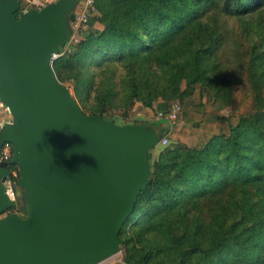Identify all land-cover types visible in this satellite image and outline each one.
I'll list each match as a JSON object with an SVG mask.
<instances>
[{
	"label": "trees",
	"instance_id": "1",
	"mask_svg": "<svg viewBox=\"0 0 264 264\" xmlns=\"http://www.w3.org/2000/svg\"><path fill=\"white\" fill-rule=\"evenodd\" d=\"M19 1V12L35 7ZM95 9L101 29L52 62L84 113L112 119L123 108L126 118L133 100L163 109L199 85L237 116L202 145L158 148L118 234L122 264H264V0H95Z\"/></svg>",
	"mask_w": 264,
	"mask_h": 264
},
{
	"label": "water",
	"instance_id": "2",
	"mask_svg": "<svg viewBox=\"0 0 264 264\" xmlns=\"http://www.w3.org/2000/svg\"><path fill=\"white\" fill-rule=\"evenodd\" d=\"M76 2L19 12V0H0V102L12 116L0 147L13 150L0 163V264H99L119 253L152 174L163 128L84 113L52 71ZM9 165L19 170L20 211H10L17 197L3 183Z\"/></svg>",
	"mask_w": 264,
	"mask_h": 264
},
{
	"label": "crops",
	"instance_id": "3",
	"mask_svg": "<svg viewBox=\"0 0 264 264\" xmlns=\"http://www.w3.org/2000/svg\"><path fill=\"white\" fill-rule=\"evenodd\" d=\"M78 2V1H77ZM76 2V5H77ZM73 14V12H72ZM70 15V17L72 16ZM92 28L95 30H100L101 25H98L96 22L92 21ZM194 95V94H193ZM201 95V94H200ZM205 92L202 95L201 102L198 101L196 105H194L193 102L190 100L185 99L184 103L185 105L183 106L181 112L179 113V117L176 121H174L175 128H166L167 131H164L165 128H163V135L162 136H167L169 139L168 145H176L177 143L187 145L189 147H195L198 146L202 141H205L208 139L211 135L213 134H219V133H227L230 128V123L226 120L227 116V107L223 108H218L217 105L211 104L210 102H206L204 98ZM211 95V94H210ZM162 105V102H156L152 106L154 109L153 111L155 112V116L157 120H154V122L159 121L160 119L158 118L157 114L159 112H164L166 106L163 109H159L160 106ZM198 109L195 110L197 107ZM147 107H142V111L144 112ZM151 109V108H148ZM193 109V110H192ZM142 112V113H143ZM203 112L205 114H203ZM9 116V112L4 107V105H0V118H5ZM195 117L194 120H191L192 117ZM138 121H144V120H138ZM199 122V132H193L192 139H189L187 137L188 134V129L191 125V123H196ZM145 122V121H144ZM165 123V122H163ZM161 123L160 125H162ZM167 123V122H166ZM173 123V122H172ZM199 134V135H198ZM17 192V191H16Z\"/></svg>",
	"mask_w": 264,
	"mask_h": 264
},
{
	"label": "built area",
	"instance_id": "4",
	"mask_svg": "<svg viewBox=\"0 0 264 264\" xmlns=\"http://www.w3.org/2000/svg\"><path fill=\"white\" fill-rule=\"evenodd\" d=\"M26 1L27 3L33 4L35 7H42L57 0ZM95 11V0H78V5H76V9H74L73 14L70 18L71 33L67 38L64 46L60 48L57 57L68 55L72 52L73 48L78 44L80 37L91 29L92 15L95 13ZM0 105L3 104L0 102ZM180 112L181 104L178 100H174L167 105L164 112H159L157 116L159 119L161 118L160 120H164L165 122L170 123L177 119ZM11 118L12 116L10 113L9 116L0 118V126H2L4 122H9ZM168 143L169 139L167 136H162L159 140L160 146H167ZM12 151V145L9 142L3 143V145L0 147V163L8 161L12 157ZM17 178V172L15 170L9 169V174L6 176L3 183L6 187V193L10 199H15L17 196L16 191L13 189V186L16 184ZM120 263H122V260L118 264Z\"/></svg>",
	"mask_w": 264,
	"mask_h": 264
},
{
	"label": "rangeland",
	"instance_id": "5",
	"mask_svg": "<svg viewBox=\"0 0 264 264\" xmlns=\"http://www.w3.org/2000/svg\"><path fill=\"white\" fill-rule=\"evenodd\" d=\"M77 5H78V2H77ZM75 9H76V7H75ZM92 21H93V19L91 20V29L90 30H93V28H92V23L93 22ZM70 25H71V22L69 20V26ZM70 28H71V26H70ZM204 92H205L204 98H205V101L206 102H208V103L210 102L211 104L217 105L218 108H220V109L223 108V107H227V116H226V119H228L230 117V115L232 114L231 122L235 123L237 121V116L235 114H233L232 105H223L221 101L215 100L214 97H213V95H212V93L210 92V90H208L206 88H201L199 85H196L195 86V90L193 92L194 95L192 94L189 98H186V99L187 100H190L191 102L194 103V105H196V103L198 101L201 102V98H202V95H203ZM176 100H178V99H176ZM184 100H182V101L181 100H178L180 102V104H181V110H182L183 106L185 105ZM172 101H174V100H172ZM170 102L171 101H169L167 103V105ZM142 107H146V106H142L140 102H137V101L133 100V103H132L131 107L127 110V114L128 115H127L126 118H124V116H122L125 113L124 112L125 109H123V108H116L115 111H112V114H111L112 119L117 124L131 123V122H134V120H144L145 122L154 124L153 121L154 120H157L156 119V116H155V112L156 111H153L154 109L152 108V106H147L146 110L143 112L141 110ZM195 107H197V106H195ZM148 108H151V109H148ZM197 109H198V107L195 110H197ZM203 114H205V113L203 112ZM178 117H177V119H178ZM194 119H195V117L193 116L191 118V120H194ZM176 120H174V121H176ZM174 121H172L173 123L172 122H170V123H166V122L163 123L162 122L163 124L160 125V127H164V128L166 127V128H169V129L170 128H173L174 129L175 128V124H176V123H174ZM135 122H138V121H135ZM194 130H195V132L196 131L199 132L198 131L199 130V122L198 121L196 123H194V124L191 123V125H190V127L188 129V134H187V137L189 139H192V135H193ZM205 141H202V143H200L199 145H202ZM159 147H161V146L159 145ZM157 150H156V152H157ZM151 152H152V160H154L157 153L156 152L153 153V151H151ZM13 188L16 189V191H17L16 192L17 199H16V205L11 210H13V211H20L24 207V198L22 197V194H21L22 193V189L18 185H16V184L13 186ZM123 256H124V251L121 250L119 253L111 256L110 258L104 260L103 262H101L99 264H107V263L118 264L123 259ZM120 264H122V263H120Z\"/></svg>",
	"mask_w": 264,
	"mask_h": 264
},
{
	"label": "clouds",
	"instance_id": "6",
	"mask_svg": "<svg viewBox=\"0 0 264 264\" xmlns=\"http://www.w3.org/2000/svg\"><path fill=\"white\" fill-rule=\"evenodd\" d=\"M0 129H3V127H2V126H0Z\"/></svg>",
	"mask_w": 264,
	"mask_h": 264
}]
</instances>
